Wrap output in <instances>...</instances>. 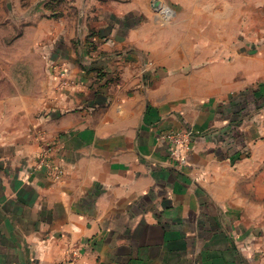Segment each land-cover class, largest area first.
<instances>
[{"label": "crops", "instance_id": "crops-1", "mask_svg": "<svg viewBox=\"0 0 264 264\" xmlns=\"http://www.w3.org/2000/svg\"><path fill=\"white\" fill-rule=\"evenodd\" d=\"M115 1L130 0H65L69 15L54 13L48 31L36 20L44 69L25 73L34 88L0 98V264H264V0H167L181 15L224 9L227 47L243 18L245 51L225 61L234 113L212 106L190 117L184 167L161 134L189 125L170 89L136 77L140 58L117 55L144 48L139 27L121 41L109 18L150 7ZM195 30L210 33L197 47L217 51L216 19ZM185 47L162 56L184 65ZM52 64L68 68L60 87ZM119 66L134 69L132 83L113 80ZM49 145L59 177L34 167Z\"/></svg>", "mask_w": 264, "mask_h": 264}, {"label": "rangeland", "instance_id": "rangeland-1", "mask_svg": "<svg viewBox=\"0 0 264 264\" xmlns=\"http://www.w3.org/2000/svg\"><path fill=\"white\" fill-rule=\"evenodd\" d=\"M122 2L125 7L128 2L135 4L136 1H115L113 6L120 7ZM138 4L139 7L146 5L150 7L151 14L109 18L112 21V27L116 26V35L121 41H131V30H136L139 27L138 36L133 34V38L142 41L144 48H139L136 52V49H131L133 50L131 51L127 45L120 49L117 55H133L140 58L136 77L144 85L167 86L160 88L161 91L165 92L170 89L172 98L169 102L170 107L177 109L184 125L190 127L170 129L164 131L161 136L168 131H193V135H196V122L192 123L190 117L198 119L202 107L210 111L212 106H217L216 108L222 114L227 113L228 110L234 113V110L228 109L230 104H228L227 95H225L228 84L231 82L227 76L225 61L228 56L242 55L245 51L241 44L244 37L243 18L235 16V47H227L228 32H226V28L228 19L232 17H228L224 9H222L224 13L217 17L205 12L204 15H196L193 12L181 15V11L178 9L179 5L174 1L139 0ZM108 7L112 8L109 5ZM56 12L61 14L70 12L65 0H0V98L13 96L12 94L18 88H34V80L26 78L25 73L36 71L42 73L44 69V65H41L39 52L41 46V38L38 36L40 26L37 25L36 20L44 21L46 23L44 30L48 31ZM214 19L218 21L219 25L217 51L197 47L200 45V42L197 41L198 36L202 34L205 39L210 37V33H199L195 29H198L202 24L204 26L214 22ZM238 28L239 30H237ZM147 36L151 41L149 43H146ZM184 40L186 47L183 50L187 52V58L190 61L184 65L166 62L162 55H166L168 51H171L172 55H178L179 49L175 46L179 43L183 45ZM211 54L218 56L219 69L217 73H213L214 68L211 70L215 64L205 61L206 57L209 59ZM200 60H203V63ZM51 66H54L53 69L56 70L57 75L60 73V79L57 80L60 87L62 83L65 84L68 81L66 78L68 68L60 64ZM132 67L135 68L134 65ZM119 69H116L113 80L115 82L127 80L132 83L135 79L134 69H129L128 66L122 68L119 66ZM62 78L64 79L62 80ZM233 98V96L229 98L230 103ZM220 99L222 101L218 103ZM237 122H241V119L236 118L235 124ZM162 140L164 139L162 138Z\"/></svg>", "mask_w": 264, "mask_h": 264}, {"label": "built area", "instance_id": "built-area-1", "mask_svg": "<svg viewBox=\"0 0 264 264\" xmlns=\"http://www.w3.org/2000/svg\"><path fill=\"white\" fill-rule=\"evenodd\" d=\"M193 134V131H168L161 136L166 141L171 160L176 165L183 167L189 163V154L193 149ZM34 167L44 168L56 177L63 174V169L53 160V148L50 145L43 148Z\"/></svg>", "mask_w": 264, "mask_h": 264}, {"label": "trees", "instance_id": "trees-1", "mask_svg": "<svg viewBox=\"0 0 264 264\" xmlns=\"http://www.w3.org/2000/svg\"><path fill=\"white\" fill-rule=\"evenodd\" d=\"M262 86H264V85H262Z\"/></svg>", "mask_w": 264, "mask_h": 264}]
</instances>
